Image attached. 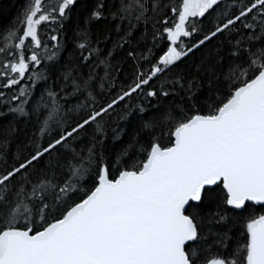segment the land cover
I'll use <instances>...</instances> for the list:
<instances>
[{
	"label": "snow or ice",
	"instance_id": "6c2138e0",
	"mask_svg": "<svg viewBox=\"0 0 264 264\" xmlns=\"http://www.w3.org/2000/svg\"><path fill=\"white\" fill-rule=\"evenodd\" d=\"M0 264H264V0H23Z\"/></svg>",
	"mask_w": 264,
	"mask_h": 264
},
{
	"label": "trees",
	"instance_id": "16d2710c",
	"mask_svg": "<svg viewBox=\"0 0 264 264\" xmlns=\"http://www.w3.org/2000/svg\"><path fill=\"white\" fill-rule=\"evenodd\" d=\"M23 0H0V27L9 25Z\"/></svg>",
	"mask_w": 264,
	"mask_h": 264
}]
</instances>
